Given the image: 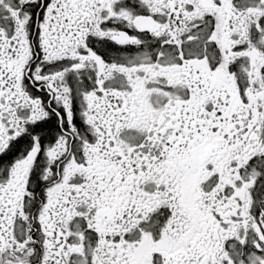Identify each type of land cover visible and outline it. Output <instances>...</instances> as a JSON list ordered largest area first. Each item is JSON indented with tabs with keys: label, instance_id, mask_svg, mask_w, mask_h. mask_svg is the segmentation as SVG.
Wrapping results in <instances>:
<instances>
[{
	"label": "snow or ice",
	"instance_id": "1",
	"mask_svg": "<svg viewBox=\"0 0 264 264\" xmlns=\"http://www.w3.org/2000/svg\"><path fill=\"white\" fill-rule=\"evenodd\" d=\"M0 264H264V0H0Z\"/></svg>",
	"mask_w": 264,
	"mask_h": 264
}]
</instances>
